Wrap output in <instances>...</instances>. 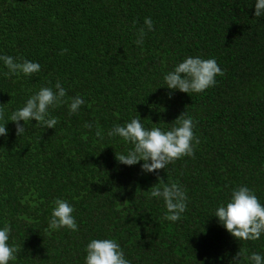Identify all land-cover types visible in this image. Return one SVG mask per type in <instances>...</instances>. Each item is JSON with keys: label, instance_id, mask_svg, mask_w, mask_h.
Masks as SVG:
<instances>
[{"label": "trees", "instance_id": "trees-1", "mask_svg": "<svg viewBox=\"0 0 264 264\" xmlns=\"http://www.w3.org/2000/svg\"><path fill=\"white\" fill-rule=\"evenodd\" d=\"M254 2L0 0V54L41 66L9 76L0 64L4 119L41 87L66 90L49 110L53 129L33 120L17 136L8 122L0 137V226L17 248L9 264H84L92 238L115 239L131 264H230L238 251L249 264V253L264 254V235L239 241L212 216L239 185L264 204V16L254 17ZM145 17L153 30L138 46ZM186 56L215 58L223 76L201 93H170L163 76ZM76 95L84 103L70 114ZM184 111L199 141L191 157L150 174L116 161L131 145L107 136L113 125L139 115L168 129ZM157 175L186 190L176 222L149 197ZM57 198L74 207L77 231L48 229Z\"/></svg>", "mask_w": 264, "mask_h": 264}, {"label": "clouds", "instance_id": "clouds-1", "mask_svg": "<svg viewBox=\"0 0 264 264\" xmlns=\"http://www.w3.org/2000/svg\"><path fill=\"white\" fill-rule=\"evenodd\" d=\"M254 17L264 16V0H255ZM153 30V21L145 17L143 27L136 33L134 43L142 45L147 32ZM67 49L61 51L64 55ZM0 64L7 68L6 75L16 76L23 74L29 76L40 71V64L25 58H14L11 55L0 54ZM223 76V70L215 58L204 59L200 56H186L182 61L176 63L171 70L167 71L163 80L166 88L171 92L201 93L216 84V77ZM53 87H41L34 94L30 95L23 106L16 108L4 119L0 112V137L6 138L8 122L15 125L17 136L25 134L26 125L36 121V126L42 124L48 129H53L57 119L50 115V109L60 103L66 96V90L57 81ZM68 110L70 114L78 112L84 103L81 96L70 97ZM23 122L21 124L20 122ZM142 120L137 117L131 118L123 125H113L107 131L109 137H120L131 147L126 153L115 154L116 161L124 166L140 164V170L145 174L165 169L169 164L182 157L193 155L194 144L198 139L194 136L193 118L184 111L172 123L168 129L153 126L146 127ZM153 124V123H152ZM156 125V124H153ZM86 128L92 124L86 123ZM99 135V133H97ZM143 162V163H140ZM159 187H152L149 193L150 198L162 200L166 209L164 219L170 222L178 221L186 210V190L179 184L165 183L160 180ZM47 227L50 231L67 228L77 231L78 225L73 215L74 207L65 199L53 201ZM217 218L220 226L227 233L239 241H255L264 235V204H261L254 191L247 186L239 185L234 187L227 200L219 203L212 215ZM10 226H0V264H9L15 260L17 248L9 243ZM221 259L220 257L217 258ZM249 264H264V254L259 252L249 253L246 257ZM241 252L238 251L230 261V264H240ZM84 264H131L125 258L120 244L113 238H92L85 247Z\"/></svg>", "mask_w": 264, "mask_h": 264}]
</instances>
